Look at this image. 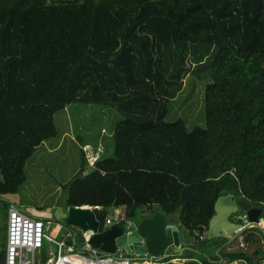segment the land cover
Returning a JSON list of instances; mask_svg holds the SVG:
<instances>
[{"label": "trees", "instance_id": "obj_1", "mask_svg": "<svg viewBox=\"0 0 264 264\" xmlns=\"http://www.w3.org/2000/svg\"><path fill=\"white\" fill-rule=\"evenodd\" d=\"M190 75L209 79L203 128L166 121ZM72 104L120 118L112 156L81 175L82 157L66 184L68 207L121 208L123 228L159 212L203 237L220 196L264 210V0H0L1 253L2 198ZM206 242L211 255L186 251L184 264L264 259L260 249L214 255L225 240Z\"/></svg>", "mask_w": 264, "mask_h": 264}, {"label": "rangeland", "instance_id": "obj_2", "mask_svg": "<svg viewBox=\"0 0 264 264\" xmlns=\"http://www.w3.org/2000/svg\"><path fill=\"white\" fill-rule=\"evenodd\" d=\"M207 83H209L208 78L199 79L192 75L187 76L184 80V87L181 93L169 102L166 121L172 122L177 119H182L188 129L205 127L204 96L205 85ZM66 112H68L67 116ZM116 117L118 119L120 118L118 112L112 107H100L93 104H73L69 110L67 109L65 112L61 110L55 114V123L58 133H61L64 129L71 130L72 128L77 136H92L89 140L85 139L84 141L96 147L97 137L100 136V126L104 125L107 131H110V126ZM65 119H67V123ZM69 135H73V133H69ZM101 146L104 148L101 156L106 158L111 157L113 154V138H109L107 143L102 142ZM81 151L78 148H71L70 142L66 141L61 145L59 150L57 149L52 154H42L41 157H38V154H36L34 157L35 162L26 164L25 183L15 194L11 195V198L15 199L16 203L24 207L28 213L41 215L44 220H47L46 224L48 225L45 227V233L49 236L58 238L67 230V226L62 223L61 219L57 221L55 215L59 209L65 211L67 190L66 184L63 182L70 175L71 170L74 171L75 165L79 167V164H83L82 157L84 158V154ZM90 169L92 168L87 166L85 160L84 171L81 172V175L88 173ZM79 172L78 168L75 176ZM4 200L9 201L7 199ZM2 203H0V207ZM115 211H118L119 215L117 224L121 225L124 221L121 209H109L106 215L114 220ZM231 219L234 220L233 217ZM130 222L136 224L138 220ZM2 223L3 214L0 210V233ZM251 236H254V233L249 234L247 237L251 238ZM256 239L258 240L260 238L256 236ZM254 240L250 239V242ZM43 244L45 250L51 249L54 253L57 251L56 247L46 240H44ZM260 245L262 248V244ZM255 247V243H250L248 248ZM237 249H242V247L233 248V250ZM35 256L36 259L39 258L38 253ZM184 261L185 259L182 258L171 259L173 264H184ZM40 264L45 263L40 260Z\"/></svg>", "mask_w": 264, "mask_h": 264}, {"label": "water", "instance_id": "obj_3", "mask_svg": "<svg viewBox=\"0 0 264 264\" xmlns=\"http://www.w3.org/2000/svg\"><path fill=\"white\" fill-rule=\"evenodd\" d=\"M239 212H244L248 219V224L242 227L231 219ZM106 213L105 209L96 207H69L62 223L76 229L80 240L82 232L91 231L88 244L105 254L134 258H141L145 254L161 260L179 257L184 251L200 254L193 246L205 247L207 240L224 238L230 244L251 228L264 234V210L253 207L246 199L232 194L220 196L216 200L214 215L203 238H197L193 231L187 233L191 242L177 230L172 219H167L159 212L140 218L136 224L133 223L129 232L116 224L104 226ZM180 246L183 247L176 254L174 249ZM3 263L4 253L0 252V264Z\"/></svg>", "mask_w": 264, "mask_h": 264}, {"label": "built area", "instance_id": "obj_4", "mask_svg": "<svg viewBox=\"0 0 264 264\" xmlns=\"http://www.w3.org/2000/svg\"><path fill=\"white\" fill-rule=\"evenodd\" d=\"M87 166L93 168L101 157L103 147H96L86 144L81 147ZM114 220L106 215L104 226L118 225V211H115ZM234 221L242 226L248 224L247 216L244 212L234 215ZM133 223L125 222L124 231L129 232ZM46 224L43 220L33 218L13 205H8L6 221V245L3 264H40V258L36 259L35 254L41 251L43 242L53 244L57 251L49 250L43 258L45 264H164V260L148 255L141 258L127 257L121 254H105L88 244V239L92 235L91 231L82 232L81 242L76 243V232L67 231L64 238L58 240L45 233ZM196 236H199L196 234ZM203 238V236H199ZM73 242L67 243V241Z\"/></svg>", "mask_w": 264, "mask_h": 264}, {"label": "crops", "instance_id": "obj_5", "mask_svg": "<svg viewBox=\"0 0 264 264\" xmlns=\"http://www.w3.org/2000/svg\"><path fill=\"white\" fill-rule=\"evenodd\" d=\"M73 105V104H72ZM71 108V105H69V106H67L64 110H63V112H65L67 109L69 110ZM67 114H68V112H66V116H67ZM65 116V117H66ZM118 121V118L116 117L115 118V120H114V122L112 123V125L110 126V131L108 130L107 131V129L105 128V126L104 125H102V126H100V136H98L97 137V143L96 144H101L102 145V142H105V143H107L108 142V140H109V138H112V135H113V130H114V124L116 123ZM65 122L67 123V119H65ZM112 128V129H111ZM69 133H73V135H69ZM85 135H87L86 133H85ZM92 137V136H91ZM91 137H89V135H87V136H77L76 135V133H75V131L74 130H72V128H71V130H67V129H64V130H62V132L61 133H57V136L56 137H54V138H52V139H50V140H47V141H45V142H43V143H41L36 149H35V151H34V153H33V155L31 156V158L26 162V164H29V163H33V162H35V160H34V157H35V155L36 154H38L37 156L38 157H41L42 156V154H52V153H54L57 149L59 150L60 148H61V145H63L64 144V142H66V141H68V142H70V147L71 148H75V149H80V151H81V146L83 145V144H86L87 143V141H84L85 139L86 140H89ZM72 145V146H71ZM82 152V151H81ZM82 156H83V154H82ZM54 162H55V160H53ZM26 164H25V167H24V172H25V176H26V171H25V168H26ZM78 167V165H75V169H74V171L73 170H71V173H70V175L66 178V180L64 179V182L63 183H65V184H67L74 176H75V172L77 171V169L79 168V171L81 170V168L83 167L82 165H80L79 164V167ZM0 179H1V177H0ZM25 183V182H24ZM10 197V198H9ZM4 199H7V200H9V201H5ZM2 200L3 201H5V202H7V204L8 205H13V206H15L18 210H20L21 212H23V213H25V214H27V215H29V216H31V217H33V218H37V219H41V220H43L44 222H45V224L47 223L46 221L47 220H44V218H43V216H41V215H34V214H30V213H28V211H26L25 210V208L24 207H21V205H19L18 203H16V201H15V199H13V198H11V195L10 196H7V197H5V198H2ZM69 207L66 205V208H65V211H63L62 209H59V211L56 213V215H55V218H56V220L58 221V219H61V220H63L64 219V217H65V215H66V211H67V209H68ZM119 210L121 209V208H118ZM122 210V209H121ZM122 212H123V210H122ZM43 218V219H42ZM55 220V221H56ZM174 224V223H173ZM264 224V223H263ZM46 225H48V224H46ZM175 225V224H174ZM111 226V225H110ZM176 226V225H175ZM177 227V230L178 231H180V232H182L184 235H185V237H187V240H188V242H191L192 241V239H190L187 235V233H184L182 230H180L179 228H178V226H176ZM249 230V229H248ZM248 230H246L245 232H247ZM67 231H74V232H76V238H75V242L76 243H79V242H81V240H80V237H79V234H78V231L76 230V229H70V227H67V230H66V232ZM65 232V233H66ZM65 233L62 235V236H60V237H58L57 239L58 240H61L62 238H64V235H65ZM244 233V232H243ZM242 233V234H243ZM252 233H254V236H251V238H248L247 236L249 235V234H252ZM240 235L238 238H236L235 240H233L230 244H227V241L224 239V238H219V239H224L225 240V243L219 248V249H215V250H213V254L214 255H218L219 254V252H220V250L221 249H223V248H227V251H231V250H233V248H238V247H242V248H244V250H249V252L250 253H253L256 249H260V250H262V251H264V234L261 232V231H257V230H255V229H250V231H248L245 235ZM258 236L260 239H256V236ZM2 236H3V231L1 230V233H0V239L2 238ZM247 237V238H246ZM56 238V237H55ZM250 239H255L254 241H252V242H250ZM260 240V242H258ZM72 242H73V240H72ZM71 242V240L69 241H67V243H72ZM250 243H255V248H248L249 247V244ZM260 244H262V248H261V245ZM189 246H191V244L189 243ZM238 246V247H237ZM181 247H183V246H180V247H178V248H176L175 249V253L176 254H178V253H180L179 252V249L181 248ZM193 248L194 249H196L200 254H197V255H202V256H208V255H211V253H212V250H210L208 247H207V242H206V245H205V247H197L196 245H194L193 246ZM201 248V249H200ZM202 248H205V250H202ZM49 250H51V249H48L47 250V252L49 251ZM184 252H186V251H184ZM184 252H182V254L184 253ZM182 254L179 256V257H175V258H180L181 256H182ZM45 255L46 254H42L41 252H39V258H40V260H43V258L45 257ZM177 256V255H176ZM175 258H172V259H175ZM259 259V255H257L256 256V259ZM185 262V261H184ZM214 264H236L237 262H234V263H227V261H226V259L224 260V259H219L218 261H216V262H213ZM261 264H264V259L261 261Z\"/></svg>", "mask_w": 264, "mask_h": 264}, {"label": "flooded vegetation", "instance_id": "obj_6", "mask_svg": "<svg viewBox=\"0 0 264 264\" xmlns=\"http://www.w3.org/2000/svg\"><path fill=\"white\" fill-rule=\"evenodd\" d=\"M233 218H234V216H233ZM235 220V219H234Z\"/></svg>", "mask_w": 264, "mask_h": 264}]
</instances>
